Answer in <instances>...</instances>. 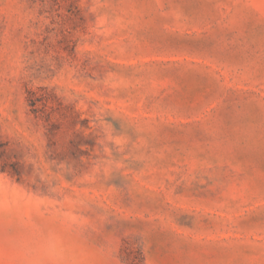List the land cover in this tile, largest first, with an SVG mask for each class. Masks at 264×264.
I'll return each mask as SVG.
<instances>
[{
	"label": "rangeland",
	"instance_id": "1",
	"mask_svg": "<svg viewBox=\"0 0 264 264\" xmlns=\"http://www.w3.org/2000/svg\"><path fill=\"white\" fill-rule=\"evenodd\" d=\"M0 264H264V0H0Z\"/></svg>",
	"mask_w": 264,
	"mask_h": 264
}]
</instances>
